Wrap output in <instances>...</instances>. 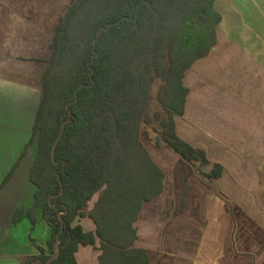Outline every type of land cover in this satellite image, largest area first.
I'll use <instances>...</instances> for the list:
<instances>
[{"label": "trees", "instance_id": "trees-1", "mask_svg": "<svg viewBox=\"0 0 264 264\" xmlns=\"http://www.w3.org/2000/svg\"><path fill=\"white\" fill-rule=\"evenodd\" d=\"M215 3L72 0L51 44L34 135L24 151L37 136L35 206L19 209L14 223L28 217L34 229L41 215L51 227L49 254L39 246L26 264H77L79 248L98 241L100 264H147L146 253L133 247L134 223L143 202L162 191L165 174L144 132L203 177L222 176L220 164L203 171L210 164L206 151L182 139L176 125L190 93L188 70L219 43L222 16ZM86 216L96 232L74 225Z\"/></svg>", "mask_w": 264, "mask_h": 264}, {"label": "crops", "instance_id": "crops-1", "mask_svg": "<svg viewBox=\"0 0 264 264\" xmlns=\"http://www.w3.org/2000/svg\"><path fill=\"white\" fill-rule=\"evenodd\" d=\"M72 0H0V264H26L49 254L51 227L39 215L14 223L35 206L34 138L51 44ZM219 43L188 70L185 114L178 135L223 166L217 179L168 147L151 152L164 172L163 189L144 201L133 247L147 264H264V0H216ZM154 150V151H155ZM12 173L10 180L6 179ZM99 194L89 203L94 208ZM96 232L89 216L74 225ZM35 240V242L33 241ZM96 246H81L77 264H100ZM30 264H41L32 261Z\"/></svg>", "mask_w": 264, "mask_h": 264}, {"label": "rangeland", "instance_id": "rangeland-1", "mask_svg": "<svg viewBox=\"0 0 264 264\" xmlns=\"http://www.w3.org/2000/svg\"><path fill=\"white\" fill-rule=\"evenodd\" d=\"M150 136H152L151 133L144 132V133H143V140L145 141V143H146L147 145H149L150 149L153 150V153H154V154H157V153H156V150L154 149V145H153V144L151 143V141H150ZM154 150H155V151H154Z\"/></svg>", "mask_w": 264, "mask_h": 264}, {"label": "water", "instance_id": "water-1", "mask_svg": "<svg viewBox=\"0 0 264 264\" xmlns=\"http://www.w3.org/2000/svg\"><path fill=\"white\" fill-rule=\"evenodd\" d=\"M57 143H58V141L56 142V144H55V146H54V148H53V153H54V149H55ZM59 255H60V250L58 249V250H57V253H56L54 256L51 257V259L49 260V262H51L53 259L58 258Z\"/></svg>", "mask_w": 264, "mask_h": 264}]
</instances>
